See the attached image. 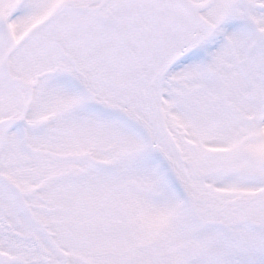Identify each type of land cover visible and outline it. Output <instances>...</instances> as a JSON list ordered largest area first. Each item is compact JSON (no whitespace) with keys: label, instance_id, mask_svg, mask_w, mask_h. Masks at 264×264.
Wrapping results in <instances>:
<instances>
[{"label":"snow or ice","instance_id":"snow-or-ice-1","mask_svg":"<svg viewBox=\"0 0 264 264\" xmlns=\"http://www.w3.org/2000/svg\"><path fill=\"white\" fill-rule=\"evenodd\" d=\"M0 264H264V0H0Z\"/></svg>","mask_w":264,"mask_h":264}]
</instances>
